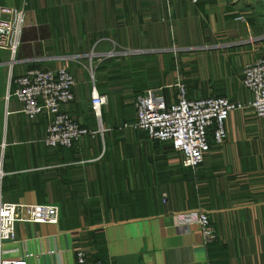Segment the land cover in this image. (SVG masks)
I'll return each instance as SVG.
<instances>
[{"label":"crops","instance_id":"crops-1","mask_svg":"<svg viewBox=\"0 0 264 264\" xmlns=\"http://www.w3.org/2000/svg\"><path fill=\"white\" fill-rule=\"evenodd\" d=\"M0 7L21 10L25 24L16 54L0 50L1 197L53 204L60 215L56 224L17 222L0 251L5 260L77 264L82 250L85 264H264V117L230 112L225 142L210 135L194 170L170 143L130 127L137 94L151 89L175 100L172 57L187 65L190 98L251 101L241 71L264 52V0H0ZM58 67L76 81L64 110L98 131L72 147L46 146L44 115L28 117L8 95L17 76ZM165 73L174 79L163 81ZM93 88L108 98L100 120ZM190 209L208 213L214 241L178 220Z\"/></svg>","mask_w":264,"mask_h":264},{"label":"built area","instance_id":"built-area-1","mask_svg":"<svg viewBox=\"0 0 264 264\" xmlns=\"http://www.w3.org/2000/svg\"><path fill=\"white\" fill-rule=\"evenodd\" d=\"M24 28L21 10L0 7V50L14 56ZM10 84L14 89L8 95L15 96L22 103L25 115L30 118L44 115L46 135L43 143L46 146L72 147L85 137L98 133L82 126L64 110L74 100L76 85L74 76L66 68L28 70ZM241 85L252 96L248 103L225 96L190 98L185 85L180 82L175 85V100L170 103H166L165 97L155 90L148 89L133 100L135 121L130 127L145 132L150 141L170 143L181 156L182 166L194 170L210 149V135L215 145L225 142V121L230 112L250 110L256 117H264V52L243 67ZM107 101L106 95L92 89L91 108L98 120ZM177 217L185 224L196 223L205 243L216 239L206 211L190 209L179 212ZM59 219V210L53 204L6 203L0 193V251L5 242L15 239L17 222L56 224ZM75 257L77 264L86 263V252L76 250ZM0 264L27 263L24 259L5 260L0 254Z\"/></svg>","mask_w":264,"mask_h":264},{"label":"rangeland","instance_id":"rangeland-1","mask_svg":"<svg viewBox=\"0 0 264 264\" xmlns=\"http://www.w3.org/2000/svg\"><path fill=\"white\" fill-rule=\"evenodd\" d=\"M10 54V53H9ZM186 58V57H185ZM168 58H166L165 60H167ZM171 62L173 63V65L175 66V69L174 70H177L178 69L180 70L179 73L177 71H175L176 73V77L175 79H178L177 83H183L185 85V88H186V91H187V95H188V88H187V65H182L180 62H184V61H180V57L177 56L176 58L175 57H172L171 58ZM166 67H170L168 64L165 63V69ZM173 68V66H172ZM243 70V69H242ZM242 73V71H241ZM173 74L171 73H165L162 77H160L161 79H163V81H166L168 78H172V80L174 79V76ZM137 78L138 76L135 75ZM139 79V78H138ZM169 81V80H168ZM176 85V84H175ZM167 90V88H166ZM172 90L174 92H176V87H173ZM98 217L97 216H93L92 218H88L89 221H95Z\"/></svg>","mask_w":264,"mask_h":264},{"label":"trees","instance_id":"trees-1","mask_svg":"<svg viewBox=\"0 0 264 264\" xmlns=\"http://www.w3.org/2000/svg\"><path fill=\"white\" fill-rule=\"evenodd\" d=\"M137 95H138V94H137ZM137 95H136V96H137ZM136 96H135V97H136ZM135 97H134V98H135ZM132 105H133V104H132ZM146 135H147V134H146ZM155 142H156V141H155Z\"/></svg>","mask_w":264,"mask_h":264}]
</instances>
